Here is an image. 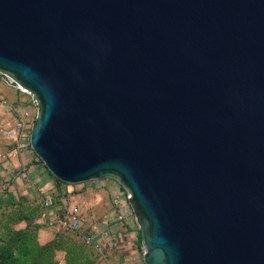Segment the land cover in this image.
Here are the masks:
<instances>
[{
  "label": "water",
  "instance_id": "obj_1",
  "mask_svg": "<svg viewBox=\"0 0 264 264\" xmlns=\"http://www.w3.org/2000/svg\"><path fill=\"white\" fill-rule=\"evenodd\" d=\"M0 72L55 179L127 189L145 264H264V0H0Z\"/></svg>",
  "mask_w": 264,
  "mask_h": 264
},
{
  "label": "rangeland",
  "instance_id": "obj_2",
  "mask_svg": "<svg viewBox=\"0 0 264 264\" xmlns=\"http://www.w3.org/2000/svg\"><path fill=\"white\" fill-rule=\"evenodd\" d=\"M11 79L7 74H0V84H4L13 95L11 98L9 94L0 91V115L4 110H9L16 119L18 114L22 116L28 127L22 140L27 144V132L37 115L38 105L31 92L19 88ZM8 101L10 104L6 105ZM1 129L0 127V152L3 140L8 146L17 142L5 139ZM47 172L50 173L48 170ZM91 185L97 188H86ZM3 187L1 186L0 196L6 190ZM101 187L102 184L96 179L67 187L68 190L76 188L74 192L81 193L74 195L72 200L78 202L84 211V227L94 218L101 219L110 207L109 195ZM100 197L101 202H97ZM96 207L101 211L97 212ZM43 214L41 197L37 193L15 200L0 199V264H101L94 247L85 244L69 229L44 223Z\"/></svg>",
  "mask_w": 264,
  "mask_h": 264
},
{
  "label": "crops",
  "instance_id": "obj_3",
  "mask_svg": "<svg viewBox=\"0 0 264 264\" xmlns=\"http://www.w3.org/2000/svg\"><path fill=\"white\" fill-rule=\"evenodd\" d=\"M0 91L9 94L11 98L13 97L4 84H0ZM9 104L8 101L6 105ZM15 122L16 118L11 115L9 110H4L1 113L0 127L3 135L4 131L12 127ZM3 137L7 138L5 135ZM103 179L96 180L104 184L105 180ZM1 186H4L6 190L0 199L15 200L32 193L48 194L54 191L57 183L55 177L47 172V168L37 161L26 147L21 148L16 143L8 146L7 142L3 140L0 152V189ZM91 202L93 203V201ZM96 210L97 212L101 211L99 207H96ZM124 213H126L124 208L121 209L111 203L106 215L102 218L101 222L103 223L100 225L99 233L115 240L118 250L116 258L121 264H145L144 249L139 240V229L135 227L133 221L122 225L117 219L120 215L124 216Z\"/></svg>",
  "mask_w": 264,
  "mask_h": 264
},
{
  "label": "built area",
  "instance_id": "obj_4",
  "mask_svg": "<svg viewBox=\"0 0 264 264\" xmlns=\"http://www.w3.org/2000/svg\"><path fill=\"white\" fill-rule=\"evenodd\" d=\"M0 74L3 73L0 72ZM12 81L13 80L11 79V82ZM32 97L34 98L33 94ZM27 128L25 120L20 114H18L15 124L5 130L4 135L9 139L16 140V144L19 147H26L34 158L37 161H40L30 147V144H25L22 140L26 136L25 132L28 130ZM27 133H30V129ZM103 180H105V183L102 184L101 188L107 191L110 204L113 203L114 205L121 207V209L124 208L126 211L124 216L120 215L117 219L122 225H127V223L133 221L135 227L139 229L129 199L127 198V189L114 178L106 177ZM89 181L90 180L78 183L85 184ZM75 184L77 183H73V185ZM68 186H72V184L60 182L57 184L54 191L40 195L41 205L44 212L42 215V221L46 224L73 231L85 244L94 247L98 251L101 264H121L116 258L118 250L115 240L99 233L100 225L103 223L101 222L103 217L101 219L94 218L87 227H84V211L78 202L72 200L74 195L81 193H75L74 190L76 188L68 190ZM86 188L95 189L97 187L91 185ZM101 199L102 198L100 197L97 202H101Z\"/></svg>",
  "mask_w": 264,
  "mask_h": 264
},
{
  "label": "trees",
  "instance_id": "obj_5",
  "mask_svg": "<svg viewBox=\"0 0 264 264\" xmlns=\"http://www.w3.org/2000/svg\"><path fill=\"white\" fill-rule=\"evenodd\" d=\"M60 182H61V181H59V180L56 179V183H57V184H59ZM139 240H140V242H141V235H140V233H139Z\"/></svg>",
  "mask_w": 264,
  "mask_h": 264
}]
</instances>
